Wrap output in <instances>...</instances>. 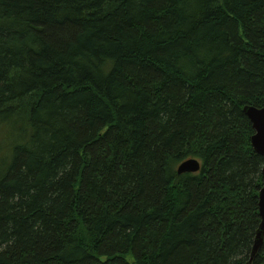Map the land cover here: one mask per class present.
<instances>
[{"label":"trees","instance_id":"obj_1","mask_svg":"<svg viewBox=\"0 0 264 264\" xmlns=\"http://www.w3.org/2000/svg\"><path fill=\"white\" fill-rule=\"evenodd\" d=\"M249 106L264 0H0V264H248Z\"/></svg>","mask_w":264,"mask_h":264},{"label":"water","instance_id":"obj_2","mask_svg":"<svg viewBox=\"0 0 264 264\" xmlns=\"http://www.w3.org/2000/svg\"><path fill=\"white\" fill-rule=\"evenodd\" d=\"M243 113L251 123L254 135L251 138V146L256 154L264 157V108L257 109L254 107H245ZM200 170V164L197 160H186L177 167V174H193ZM263 183L258 196V209L260 216V224L256 231L253 247L251 250V264L253 258L262 246L264 240V166L262 168Z\"/></svg>","mask_w":264,"mask_h":264},{"label":"rangeland","instance_id":"obj_3","mask_svg":"<svg viewBox=\"0 0 264 264\" xmlns=\"http://www.w3.org/2000/svg\"><path fill=\"white\" fill-rule=\"evenodd\" d=\"M3 152H5V150H3Z\"/></svg>","mask_w":264,"mask_h":264}]
</instances>
